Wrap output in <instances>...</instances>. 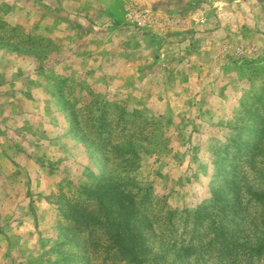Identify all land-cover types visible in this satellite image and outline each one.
<instances>
[{"label":"rangeland","instance_id":"rangeland-1","mask_svg":"<svg viewBox=\"0 0 264 264\" xmlns=\"http://www.w3.org/2000/svg\"><path fill=\"white\" fill-rule=\"evenodd\" d=\"M0 264H264V0H0Z\"/></svg>","mask_w":264,"mask_h":264}]
</instances>
